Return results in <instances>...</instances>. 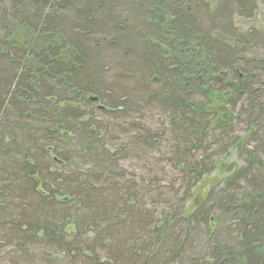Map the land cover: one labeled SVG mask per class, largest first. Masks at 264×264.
Instances as JSON below:
<instances>
[{"label":"trees","instance_id":"trees-1","mask_svg":"<svg viewBox=\"0 0 264 264\" xmlns=\"http://www.w3.org/2000/svg\"><path fill=\"white\" fill-rule=\"evenodd\" d=\"M243 1L215 0L211 11L209 0H0V264H264V162L254 149L238 145L245 164L185 215L229 146L203 144L226 141L234 115L264 127L252 87H264V54L247 57L257 36L229 31ZM24 30L51 47L21 46ZM160 45L176 61L164 64ZM117 47L123 63L132 52L130 72L107 82L104 54ZM154 70L155 91L145 85ZM220 89L232 111L222 124L200 100ZM153 103L171 112L168 131L145 125ZM255 139L264 144V132ZM130 159L154 163L137 175Z\"/></svg>","mask_w":264,"mask_h":264},{"label":"rangeland","instance_id":"rangeland-1","mask_svg":"<svg viewBox=\"0 0 264 264\" xmlns=\"http://www.w3.org/2000/svg\"><path fill=\"white\" fill-rule=\"evenodd\" d=\"M211 3L209 6V10L213 11L216 3L214 2L215 0H209ZM221 2H223V0H220ZM245 5H248L249 7L247 8H243V9H238L237 6L232 5V12L230 13V21L232 20L231 24V28H230V32L232 35L235 36H245L244 39H249L250 37H246L248 34H254L257 36V41L254 40V43L252 41V39L249 41V45L247 46V50H248V54L247 57L252 56V58H255L257 56H261L264 54V0H246L243 1ZM6 5V3H5ZM212 8V9H211ZM235 9V10H234ZM240 11V12H239ZM114 13L120 17H123L126 15L130 21L128 23L133 24V19L130 18L129 13L125 12L124 8L122 6H118L114 9ZM131 15V14H130ZM132 17V15H131ZM205 21V22H204ZM203 21V25L207 26L210 25L211 22H209V19H206ZM234 24V26H233ZM217 25H228L226 20L222 21V22H218ZM214 26V27H216ZM218 27V26H217ZM230 35V33L228 34ZM230 35V36H232ZM109 36V35H108ZM112 36V35H111ZM227 36V35H226ZM35 38L34 35L24 31H19L15 37L14 40L17 41L21 46L24 45H29V47L32 48H40L41 46H46L47 47H51V43L52 42H48V43H35L33 41V39ZM108 39H112V37H108ZM248 41V40H247ZM154 42V39H153ZM45 43V44H44ZM156 43V42H154ZM43 44V45H42ZM157 45V43L155 44ZM126 48V47H124ZM130 51H135L131 48H129ZM159 51L161 52L160 58L164 59L165 63L164 64H169L168 61H176V58L173 55H170L166 49L165 46L160 45V47L158 46ZM113 50V49H112ZM107 51L104 54V57L106 56V60L108 59L107 57H112L113 59L108 62H105L106 65L108 66L107 70L104 71V73H102V77L108 82V80L112 79V77H115L116 75H119V73H128L130 72L129 69L126 68L125 63H128L129 61H131L132 58H130L132 56V52L130 54V57H127L126 59H129L128 62L123 63L121 59H123V57H121L120 55L122 54V52L119 50V48L117 47L116 51ZM124 50V49H122ZM121 53H120V52ZM179 49L178 51L175 52V55L177 56L179 53ZM117 53V55H116ZM158 56V55H156ZM171 56H173L174 59H169ZM121 57V59H120ZM155 59V58H154ZM135 60V59H134ZM157 61L158 59L155 61L152 60L153 63V67L156 68L157 66ZM114 62V63H113ZM156 62V63H155ZM108 63V64H107ZM116 64H119L118 66ZM106 69V68H105ZM228 72L225 73L227 76V80L229 81V79L231 80L233 77V74L229 72V70H227ZM155 70L153 71V73H151L153 75L152 78V82L153 83H149L146 82L145 85H147V87H150L153 91H155L156 89H158V84H155L156 82V77H158V72L155 74L154 73ZM222 72L219 73H215L214 76H218L221 75ZM158 80V79H157ZM253 91L257 92L260 102L264 103V87L262 85H258V84H253ZM229 90H225V89H220L218 92H215L213 97L211 96L210 98H207L205 96V98H200V100L202 102H206L209 110L212 111V115L209 116L213 117L214 116V123H224L225 120V111H227L228 113H231L232 111H230V105L229 104V100L231 98V96L226 95L227 93H229ZM223 96H221L220 94ZM225 94V95H224ZM220 95V96H218ZM235 95L232 96V101L234 100ZM203 99V100H202ZM241 101V100H240ZM147 106V107H146ZM144 109L142 111V114H144V121L146 122L145 125L147 127H150L153 131H168L169 129H171V112L166 111L164 112L162 107H160L159 104L153 103V105H149V104H144L143 105ZM239 110V106L237 107V109L235 110L238 111ZM215 112V114H213ZM98 117H96L95 119L97 120H101L104 122V125L108 126V122H113V120L111 118H107L102 116L100 113L97 114ZM147 116V117H146ZM236 115L233 116L232 118V122L234 123L232 130L229 133V138L226 139V141L221 140L218 143L214 142V141H208V143H205L203 145H229L227 146V150H225L223 153H221L220 151L218 153L214 154V158L217 160L216 162V169L214 171H212L210 174L204 176L199 183L196 185V187L193 189L192 195L189 198L186 207H185V215L188 216L191 213H193L198 207H200V205L202 203H204L205 198L208 194V192L215 186H220L223 184L224 180L229 177L230 173H232L234 171V169L236 170L240 164H245L246 162V154L243 151H240L241 148L238 145H243V147H247L248 149H254L256 151V154L260 157V159L263 160L264 162V152H262V150L264 149V144H262L260 141H257L255 139L256 134H259V137H261V135L264 132V127L261 129H259L258 126H253V125H249L247 126L243 120L247 118V115H242L239 118H235ZM259 125H263L264 126V121H260ZM259 129V131H258ZM255 131H258L257 133ZM256 134H255V133ZM222 139H224L222 137ZM239 139V140H238ZM165 145V144H163ZM233 145H237V146H233ZM231 146V147H230ZM263 147V148H262ZM213 149H215V147H212ZM163 151V150H162ZM227 151V153H225ZM215 152V151H214ZM153 155V157L155 158H161V154L159 152L151 154ZM154 159L150 160V163H154L153 161ZM161 161V160H160ZM150 163H146L144 161H140L138 159H130V160H125L124 164L126 166L129 167L130 171H135L137 175H142L144 173H147V171L150 169ZM142 168V165H144ZM161 164V163H160ZM161 165H164L161 164ZM153 176L159 177L161 179H163V181L166 182V179L171 180L172 178H174L172 175L167 174V176L169 178H165L164 175H162L161 173L158 174H154ZM152 176V177H153ZM162 181V180H161ZM167 183V182H166ZM68 230H74L75 226L73 224L68 225ZM204 228V226H203ZM203 230V229H202ZM207 238L203 237L201 235V237L199 239H197L196 245H198V248L195 250L199 256L202 255L203 253H205V251H207L206 245L207 243ZM187 259V258H186ZM183 259V264H189V262L187 260ZM173 264V263H172Z\"/></svg>","mask_w":264,"mask_h":264},{"label":"bare ground","instance_id":"bare-ground-1","mask_svg":"<svg viewBox=\"0 0 264 264\" xmlns=\"http://www.w3.org/2000/svg\"><path fill=\"white\" fill-rule=\"evenodd\" d=\"M43 34V33H42ZM38 42V41H37Z\"/></svg>","mask_w":264,"mask_h":264}]
</instances>
